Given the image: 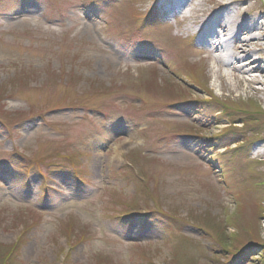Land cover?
<instances>
[{
	"label": "rangeland",
	"instance_id": "obj_1",
	"mask_svg": "<svg viewBox=\"0 0 264 264\" xmlns=\"http://www.w3.org/2000/svg\"><path fill=\"white\" fill-rule=\"evenodd\" d=\"M152 2L0 0V264H264V86Z\"/></svg>",
	"mask_w": 264,
	"mask_h": 264
},
{
	"label": "bare ground",
	"instance_id": "obj_2",
	"mask_svg": "<svg viewBox=\"0 0 264 264\" xmlns=\"http://www.w3.org/2000/svg\"><path fill=\"white\" fill-rule=\"evenodd\" d=\"M152 1L153 8L165 18L178 21L182 35L188 41L204 49L207 57L216 63L223 79H226L225 70L231 69L233 76L244 79L252 89L255 84L264 86L263 6L251 7L247 3L249 0H210L215 5L213 8L196 0ZM156 57L154 51L142 49L136 58L138 67L152 65L150 60ZM224 83L228 85L225 80ZM254 92L264 93V90L254 89ZM163 110L160 108L157 113L162 114ZM189 110L192 116L198 114V110ZM120 147L115 151L116 160L121 156ZM170 159L176 160V156Z\"/></svg>",
	"mask_w": 264,
	"mask_h": 264
}]
</instances>
